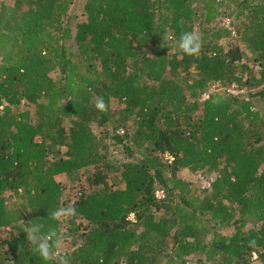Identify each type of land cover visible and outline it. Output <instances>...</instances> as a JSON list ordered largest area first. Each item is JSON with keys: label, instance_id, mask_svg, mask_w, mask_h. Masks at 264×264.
<instances>
[{"label": "trees", "instance_id": "trees-1", "mask_svg": "<svg viewBox=\"0 0 264 264\" xmlns=\"http://www.w3.org/2000/svg\"><path fill=\"white\" fill-rule=\"evenodd\" d=\"M225 1L84 0L74 21L75 0H0V264H264V0H229L250 62L218 23ZM185 31L199 54L178 49ZM213 84L248 91L202 99ZM180 169L216 175L194 196ZM77 175L78 246L46 262L26 231L62 238L56 178Z\"/></svg>", "mask_w": 264, "mask_h": 264}, {"label": "rangeland", "instance_id": "rangeland-1", "mask_svg": "<svg viewBox=\"0 0 264 264\" xmlns=\"http://www.w3.org/2000/svg\"><path fill=\"white\" fill-rule=\"evenodd\" d=\"M15 0H5V2L7 4H12ZM84 3V0H75V3L71 9V15L73 16V20L74 21H79L82 19V5ZM236 4L230 3L229 0L225 1V6L223 8V11H225V15L221 16L218 21L219 24H222L224 26L227 25V20H229V24H230V28L232 30V34H231V40L232 42L237 43L238 45H240V47L244 50V52L247 54L246 55V61H251V55L246 51V48L243 44H241L239 42V38H238V26L240 24L239 19H235L234 17V13L236 11ZM228 13H231L232 16L228 17L226 16ZM71 43H69L70 45ZM257 69V68H256ZM54 76H57V74H53ZM218 86L217 84H213L212 86H210L211 88L213 86ZM214 86V87H215ZM212 88L213 90H215V88ZM210 88V89H211ZM211 89V90H212ZM245 90V92L248 91V89L245 87L243 88ZM222 90V87L221 89ZM120 106L117 103H113L112 109L113 110H117ZM20 108L23 109H29L31 110V116L34 115V109L33 107H29L26 105H21ZM255 109H264V99H257L255 101ZM104 140V144L106 145V156L108 159H110L111 161H128L125 160L124 156H123V151H122V147L119 143L115 142V140L110 136H104L103 138ZM215 177V172L214 173H201L202 178L198 177V174L196 173H191L189 172L187 169H180L177 173V176L185 179L186 181H189L192 186L191 188L193 189V195H198L200 194V192L198 191V187L201 188L202 185L204 184L203 181H207L208 178L210 177ZM210 177V178H211ZM58 181H60V183L62 184L63 187V191H62V196H61V208H67L70 206L71 201L76 199L77 196V190H78V186L82 185L85 183H83L84 178L82 176L77 175L75 179H71L65 176H57L56 178ZM197 187V188H196ZM18 202V197H11L7 200V203L10 205H13L15 203ZM62 220L61 223V227H62V232H63V236L60 239V244L58 247V251L60 253H67L72 251L75 247L78 246V239H77V235L78 232L74 231V230H69V225L70 223H67L66 221L69 219L70 217H61L60 218ZM129 227H133V224H135V221L132 219H129ZM248 226H250V224H248ZM219 232L225 235H230L233 232V227L232 226H218L217 227ZM7 230V229H5ZM82 229H80L79 231H81ZM5 235V232L3 230H0V237H3ZM196 260L197 257L193 256L190 258H187L188 263L187 264H196ZM209 264V263H208ZM253 264H257L256 262H254Z\"/></svg>", "mask_w": 264, "mask_h": 264}, {"label": "clouds", "instance_id": "clouds-1", "mask_svg": "<svg viewBox=\"0 0 264 264\" xmlns=\"http://www.w3.org/2000/svg\"><path fill=\"white\" fill-rule=\"evenodd\" d=\"M164 42L168 44V36L164 34ZM202 43L201 35L196 31H185L180 35L177 41L178 49L186 55L193 56L200 52ZM165 46V45H163ZM96 107L104 110L105 104L103 99H98ZM76 215L75 207L62 208L52 213V218L59 220L61 217H71ZM26 240L30 248L37 253L44 261H48L54 254V248H58L60 244V237L56 232H45L41 224H33L28 227L26 231ZM63 264H67L65 260Z\"/></svg>", "mask_w": 264, "mask_h": 264}, {"label": "built area", "instance_id": "built-area-1", "mask_svg": "<svg viewBox=\"0 0 264 264\" xmlns=\"http://www.w3.org/2000/svg\"><path fill=\"white\" fill-rule=\"evenodd\" d=\"M229 20H227V27H229L230 26V24H229V22H228ZM230 28V27H229ZM215 86V85H214ZM213 86V87H214ZM212 87V88H213ZM211 88V87H210ZM209 88V90L207 91V92H204L203 94H202V99H206L207 97H208V95H209V93L210 92H213V91H217V90H219V89H221V87H219V86H215L214 88H215V90H213L212 88V90ZM223 90H225V91H227L228 93H231V94H234V95H237V94H242V93H245V90L244 89H240L239 87H237L236 85H231V86H229V87H227V88H222ZM173 159H174V157L170 154V153H168V152H166L165 154H164V160L165 161H167L168 163H171L172 161H173ZM198 174V177L199 178H202V176H201V173H197ZM210 177H211V175H210ZM208 178V180L207 181H203L204 182V184L202 185V187H201V189L202 188H206V187H209V185H210V182L211 181H213V179H214V177H211V178ZM155 196L158 198V199H162V198H164L165 197V192H164V190L163 189H157L156 191H155ZM128 219H132V220H134L135 221V219H134V214L133 213H131L130 215H129V217H128ZM253 258H256V254L255 253H253Z\"/></svg>", "mask_w": 264, "mask_h": 264}]
</instances>
